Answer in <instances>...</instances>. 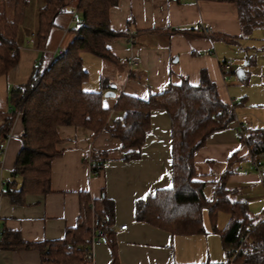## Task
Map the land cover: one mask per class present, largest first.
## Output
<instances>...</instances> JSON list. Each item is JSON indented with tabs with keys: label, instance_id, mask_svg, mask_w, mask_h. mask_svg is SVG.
<instances>
[{
	"label": "crops",
	"instance_id": "1",
	"mask_svg": "<svg viewBox=\"0 0 264 264\" xmlns=\"http://www.w3.org/2000/svg\"><path fill=\"white\" fill-rule=\"evenodd\" d=\"M45 1L29 0L18 33L19 63L0 77L5 82L7 96L12 87L29 80L35 66L48 65L58 51H65L75 35L71 26L75 20L82 21V16L71 13L73 7H69L65 13L55 17L46 48L39 49L35 32L38 11ZM109 17L114 30L127 31L128 34L108 43L117 61H111L105 75L99 73L97 84L88 81L89 74L84 88L104 91L103 106L112 109V122L124 114L123 110L115 109L122 93L148 99L150 94L164 92L170 84H178L184 78L197 85L201 81V72L206 70L216 83L220 98L235 105L237 117L228 128L214 132L196 152L197 179L209 184L217 181L227 169L228 159L232 158L228 186L233 198L248 204L255 222L264 220V205L257 200L264 197V179L253 166L252 151L237 134L240 123L247 125L248 135L264 129V79L259 78L255 83L249 80L246 66L251 58H247L245 66L235 67L238 63L235 59L244 56L237 50V46L242 47L243 38L232 42L209 35L187 37L166 32L169 27L192 28L205 23L210 26L211 33L239 36L242 26L236 3L119 0L110 8ZM131 33H134L132 41ZM83 56L85 66L87 58L92 57L88 53ZM226 59L232 61L228 80L223 78L221 70V63ZM244 83L258 87L251 91L243 86ZM109 90H114L116 95L105 96ZM8 106L7 100L6 109ZM23 130L22 113L19 112L0 156V173L6 182L12 179L11 173L22 147ZM57 130L61 138L57 149L61 155L51 163V191L46 194L29 193L23 202L18 203L12 200L11 195L1 194V232L3 227L20 231L23 239L30 243L63 238L69 229L77 226L83 213L82 194H87L86 204L92 209L96 204L100 212L111 215L102 240L91 245L92 264H228L221 235L211 226L206 227L205 233L175 234L136 217L138 200L173 186L171 120L165 110L153 111L146 143L135 159L125 158L126 150L121 148V140L107 130L95 138L93 131L83 126L60 125ZM93 152L102 153L105 157L103 169L95 176L91 175V167L86 160ZM258 155L264 168V151ZM103 198L106 199L104 202ZM123 224H127V228H121ZM0 264L43 262L39 249L0 248Z\"/></svg>",
	"mask_w": 264,
	"mask_h": 264
},
{
	"label": "trees",
	"instance_id": "2",
	"mask_svg": "<svg viewBox=\"0 0 264 264\" xmlns=\"http://www.w3.org/2000/svg\"><path fill=\"white\" fill-rule=\"evenodd\" d=\"M118 1L46 0L39 8L35 35L41 50L46 48L55 17L65 13L69 7H73L71 13H81L84 25L74 30L75 35L62 56L43 67L38 64L26 83L12 87L8 109H0V141L9 136L19 112L24 125L22 147L11 173L12 179L6 182L0 174V196L9 194L18 203L23 202L29 193L46 194L51 191V163L61 155L57 149L61 142L57 130L60 125L89 128L94 138L107 130L121 140V148L126 150L125 158L135 159L146 143L153 111L165 110L171 120L173 186L138 200L137 219L175 234L205 233L206 211L212 230L221 235L224 250L236 252V264H264V220L255 222L248 204L233 198L228 186L233 159H228L227 169L211 183V195L206 192L209 183L197 179L196 152L214 132L228 128L237 117L235 105L220 98L216 83L206 70L201 72L199 84L193 85L184 78L178 84H170L164 92L150 94L148 99L122 93L115 109L123 110L124 114L112 122V109L103 106L104 91L84 88L89 72L84 67L83 55L88 53L117 61L108 43L128 34L127 31L114 30L110 24L109 10ZM214 1L236 3L242 33L236 37L210 33L212 38L236 42L264 28V0ZM28 4L29 0H0V77L19 63L18 33ZM166 32L187 37L206 36L199 27H169ZM242 134H238L240 140L252 151L253 160L261 159L258 154L264 151V129L248 135L246 125ZM2 152L0 150V156ZM86 160L94 161L90 166L91 175H99L105 165L103 154L93 152ZM86 196L82 194L83 213L77 226L69 229L65 237L30 243L23 239L20 231L3 227L0 248L39 249L43 264H92L87 252L92 246L85 243V238L96 229L103 235L110 225L111 215L100 212L96 204L92 209L85 202ZM220 212L229 214L227 224L221 229L216 224ZM229 259L227 255V262Z\"/></svg>",
	"mask_w": 264,
	"mask_h": 264
},
{
	"label": "rangeland",
	"instance_id": "3",
	"mask_svg": "<svg viewBox=\"0 0 264 264\" xmlns=\"http://www.w3.org/2000/svg\"><path fill=\"white\" fill-rule=\"evenodd\" d=\"M80 15L81 13H78V16ZM241 45L242 47L237 46V50L242 51L244 56L242 59H235L236 62L238 61V63L236 64L234 62V64L236 65L235 66L236 69L245 66L244 63L247 61V58L248 59L251 58V60H249L250 61L249 65L246 66L247 71L250 73L249 80L251 81V83L252 82L255 83L256 80L259 78L264 79V28L257 29L253 31V33L250 36L243 38L241 40ZM89 57L92 58H87V61L84 66L87 69V71H89L90 74V80L88 81L97 84V81H99L100 78L99 73H103V75H105V73L108 72V67L109 65H111L112 62L107 59L93 56L91 54H89ZM236 79H235L236 81H239L238 77H236ZM243 86L249 88V90L251 91L255 90L258 87V85L256 84L248 85L247 83H244ZM7 100H8V96L6 94L5 82L4 80H0V109L2 111L7 108ZM5 175H7V173ZM211 187L212 184H208L206 187V192L209 195L212 194ZM228 218H229L228 213L220 212L218 214V217L216 218L217 227L222 228L224 224L227 222ZM204 221H205V226L209 227L211 222L209 220L208 213L206 211L204 213Z\"/></svg>",
	"mask_w": 264,
	"mask_h": 264
},
{
	"label": "built area",
	"instance_id": "4",
	"mask_svg": "<svg viewBox=\"0 0 264 264\" xmlns=\"http://www.w3.org/2000/svg\"><path fill=\"white\" fill-rule=\"evenodd\" d=\"M83 25H84V22L83 21H77V20H75L74 21V24L71 26V30H76V29L80 28ZM199 29L203 33H205L206 35H209L211 33L210 26L207 25V24H205V23H200ZM133 36H134V33H131V35H130L131 41L133 40ZM63 54H64V51H58V53H56L54 59L62 56ZM231 66H232V61L231 60H228V59L224 60L221 63L222 76H223V78L225 80H228L230 78L229 77V74L231 73V69H232ZM238 128L239 129L237 130V133L239 135L242 134V133L244 134V130L246 128V124L245 123H241V124H239V127ZM9 136L7 137V139L0 141V150L1 151H4L5 150V148L7 146V141L9 139ZM88 163H89V166L94 165V161H92V160H89ZM252 163H253V166L258 170L261 179H264V168H263L262 160L261 159H254L252 161ZM257 200H258L259 203H262L264 205V197H259ZM121 228H123V229L127 228V224H123L121 226ZM0 234H1V229H0ZM100 240H102V231L96 229L95 231H93V233L91 234V236H89V237H87L85 239V243L88 246H91L92 244H94L95 242L100 241ZM87 252H88V255L91 256V249L90 250L88 249ZM225 252L230 257V259L228 260V264H236V262H235L236 252L234 253V251H232L230 249L226 250Z\"/></svg>",
	"mask_w": 264,
	"mask_h": 264
},
{
	"label": "water",
	"instance_id": "5",
	"mask_svg": "<svg viewBox=\"0 0 264 264\" xmlns=\"http://www.w3.org/2000/svg\"><path fill=\"white\" fill-rule=\"evenodd\" d=\"M112 87L115 88L116 85L113 84ZM115 95H116V93L114 90H109V91L105 92V96H115Z\"/></svg>",
	"mask_w": 264,
	"mask_h": 264
}]
</instances>
